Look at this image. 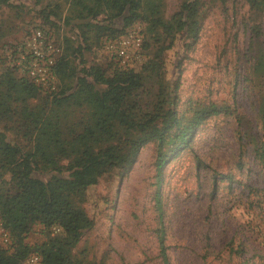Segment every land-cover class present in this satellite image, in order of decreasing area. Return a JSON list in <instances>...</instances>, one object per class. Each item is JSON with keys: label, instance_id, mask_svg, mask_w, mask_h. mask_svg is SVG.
<instances>
[{"label": "rangeland", "instance_id": "1", "mask_svg": "<svg viewBox=\"0 0 264 264\" xmlns=\"http://www.w3.org/2000/svg\"><path fill=\"white\" fill-rule=\"evenodd\" d=\"M11 2L0 5V49L20 42L30 27L43 23L70 55L66 47L78 44L74 30L63 23L71 0ZM140 2L142 12L151 4L169 20L183 0ZM42 9L58 15L56 26L43 21ZM198 21L196 43L187 49L178 39L164 54L165 77L179 81V115L190 118L211 103L230 105L257 132L255 86L264 80V10L250 9L246 0H202ZM131 31L142 37L141 62L134 68L139 71L158 46L143 20L126 33ZM92 41V50L84 55L87 66L124 68L107 51V41ZM177 59H182L180 73L172 69ZM70 60L73 67L78 65L75 57ZM64 84L73 85L74 79ZM68 113L69 125L90 115L87 106ZM83 207L95 224L74 252L88 264H163L161 234L169 264H264V173L250 146L240 155L235 119L226 114L198 124L189 144L165 164L159 180L150 143L123 176L112 172L88 189ZM44 240L39 226L27 238L29 244Z\"/></svg>", "mask_w": 264, "mask_h": 264}, {"label": "trees", "instance_id": "2", "mask_svg": "<svg viewBox=\"0 0 264 264\" xmlns=\"http://www.w3.org/2000/svg\"><path fill=\"white\" fill-rule=\"evenodd\" d=\"M11 1L0 0V5H12ZM246 1L250 9L264 10V0ZM201 4L202 0H183L165 20L154 5L142 12L140 0H71L63 23L74 30L78 44L66 47L70 55L62 50L54 67L57 88L50 93L17 64L27 35L35 29L51 33L45 24L30 27L20 42L1 46L0 220L10 244L0 247V264H25L31 256L39 258L38 264H88L74 252L95 224L83 207L88 189L112 172L123 176L139 150L150 143L159 180L168 160L189 144L197 125L207 118L234 117L240 155L250 146L264 173V80L255 86L257 132L230 105L211 103L194 110L190 118L178 113L179 81L165 77L164 54L178 39L187 49L196 43ZM39 13L46 24L56 26L54 11ZM139 20L146 22L158 46L143 68L87 66L84 55L92 50V38L116 40ZM70 56L78 60L75 67ZM181 63L177 59L172 69L180 73ZM66 79H74V84L62 85ZM83 106L89 108L88 120L69 125L68 111ZM35 226L45 240L29 244ZM159 247L163 264H169L162 234Z\"/></svg>", "mask_w": 264, "mask_h": 264}, {"label": "built area", "instance_id": "3", "mask_svg": "<svg viewBox=\"0 0 264 264\" xmlns=\"http://www.w3.org/2000/svg\"><path fill=\"white\" fill-rule=\"evenodd\" d=\"M142 37L139 32L131 31L113 41H107L106 49L124 68L134 69L141 62ZM61 48L52 33L35 29L24 39L23 50L17 64L26 72L28 78L45 92L57 88L54 67L61 55ZM9 233L0 220V247L9 246ZM39 258L29 257L25 264H38Z\"/></svg>", "mask_w": 264, "mask_h": 264}]
</instances>
